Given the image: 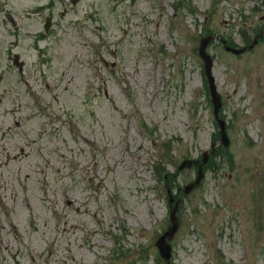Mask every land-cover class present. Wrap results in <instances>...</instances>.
Listing matches in <instances>:
<instances>
[{"label":"rangeland","instance_id":"obj_1","mask_svg":"<svg viewBox=\"0 0 264 264\" xmlns=\"http://www.w3.org/2000/svg\"><path fill=\"white\" fill-rule=\"evenodd\" d=\"M4 1L0 264H264V0Z\"/></svg>","mask_w":264,"mask_h":264},{"label":"water","instance_id":"obj_2","mask_svg":"<svg viewBox=\"0 0 264 264\" xmlns=\"http://www.w3.org/2000/svg\"><path fill=\"white\" fill-rule=\"evenodd\" d=\"M74 2H75V0H72V3H74ZM49 26H50V21H49V19H46V24L44 25V28L46 31L48 30ZM211 39H212L211 36H206V37H203L200 39L198 53H199L200 58L203 61L204 74H205V77L207 79L208 90H209L211 102L213 105V114H214V117H215L217 124H218V127H219L220 141L224 146H227L229 140H228V137H227L226 131H225V121L220 119L218 116V111L221 108L222 104H221L220 95L218 94V92L216 90V85L214 83V77H213L212 72H211L213 60H212L211 56L206 51L207 44ZM256 39L254 40V42L251 45H249L245 49H250L251 47H253L254 44H256ZM245 49L238 50V49H234V48H231V47H228L225 45V50L231 51L234 54H239V53L243 52ZM204 157H205V159H203V162L206 161V154L204 155ZM190 164L191 163L188 162L189 166H190ZM201 177H202V169H201V167H199L198 176H197L196 180L194 182L188 184L187 186H185L183 189L184 192L188 193L192 189V187H194L196 184L199 183ZM178 202L179 201H176L173 208L170 210V218H169L170 219V225H169V227L155 241V247L157 248L160 257L163 260H165L166 262H169V260L171 258V245H170L169 241L174 237V235L177 232L178 227H179L178 218L176 216V212L178 209ZM169 203H170V207H171L172 206V197H170Z\"/></svg>","mask_w":264,"mask_h":264},{"label":"flooded vegetation","instance_id":"obj_3","mask_svg":"<svg viewBox=\"0 0 264 264\" xmlns=\"http://www.w3.org/2000/svg\"><path fill=\"white\" fill-rule=\"evenodd\" d=\"M8 6L7 2L4 1L2 4L0 3V23L5 25L6 23H9L11 25V29L15 30L16 26H17V22L14 18V16L8 11L6 10V7ZM2 13H4V16L1 18ZM41 36V34H40ZM19 56L16 53H10L7 55V58L10 62L13 63V67L12 69L16 71V73L20 76V78H22L23 76V72H24V68H25V62H23L21 59L20 61L18 60ZM0 78H2V76L0 75ZM24 81V79H23Z\"/></svg>","mask_w":264,"mask_h":264},{"label":"trees","instance_id":"obj_4","mask_svg":"<svg viewBox=\"0 0 264 264\" xmlns=\"http://www.w3.org/2000/svg\"><path fill=\"white\" fill-rule=\"evenodd\" d=\"M226 43H227V45H229V46H234V45H232V40H228ZM158 167H160V165H158Z\"/></svg>","mask_w":264,"mask_h":264}]
</instances>
